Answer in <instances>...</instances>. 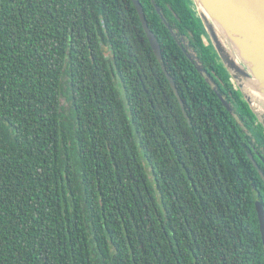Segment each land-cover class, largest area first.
<instances>
[{
	"label": "trees",
	"instance_id": "obj_1",
	"mask_svg": "<svg viewBox=\"0 0 264 264\" xmlns=\"http://www.w3.org/2000/svg\"><path fill=\"white\" fill-rule=\"evenodd\" d=\"M139 1L184 111L131 0H0V264H264V128L193 1Z\"/></svg>",
	"mask_w": 264,
	"mask_h": 264
},
{
	"label": "water",
	"instance_id": "obj_2",
	"mask_svg": "<svg viewBox=\"0 0 264 264\" xmlns=\"http://www.w3.org/2000/svg\"><path fill=\"white\" fill-rule=\"evenodd\" d=\"M139 16L142 27L157 60L161 63L170 87L182 110L183 101L173 78L162 63L160 44L151 31L143 7L139 0H131ZM208 37L220 61L228 71L232 82L241 92L258 121L264 128V0H192ZM164 23L169 27L160 9L156 7ZM182 39V37H181ZM182 45L180 39H177ZM187 56L192 59L189 54ZM196 68L202 71L196 62ZM224 106H231L219 94ZM252 161L253 158L251 157ZM264 208L260 201L255 202L261 241L264 246Z\"/></svg>",
	"mask_w": 264,
	"mask_h": 264
},
{
	"label": "flooded vegetation",
	"instance_id": "obj_3",
	"mask_svg": "<svg viewBox=\"0 0 264 264\" xmlns=\"http://www.w3.org/2000/svg\"><path fill=\"white\" fill-rule=\"evenodd\" d=\"M230 112H232V108H231ZM255 152H256L257 156L260 158V160L264 163V152L262 150L261 151L258 150L257 148H256Z\"/></svg>",
	"mask_w": 264,
	"mask_h": 264
},
{
	"label": "rangeland",
	"instance_id": "obj_4",
	"mask_svg": "<svg viewBox=\"0 0 264 264\" xmlns=\"http://www.w3.org/2000/svg\"><path fill=\"white\" fill-rule=\"evenodd\" d=\"M61 102L63 106L67 109L69 105V102L67 101V99L65 97H61Z\"/></svg>",
	"mask_w": 264,
	"mask_h": 264
},
{
	"label": "snow or ice",
	"instance_id": "obj_5",
	"mask_svg": "<svg viewBox=\"0 0 264 264\" xmlns=\"http://www.w3.org/2000/svg\"><path fill=\"white\" fill-rule=\"evenodd\" d=\"M264 210V208H261L260 211Z\"/></svg>",
	"mask_w": 264,
	"mask_h": 264
}]
</instances>
